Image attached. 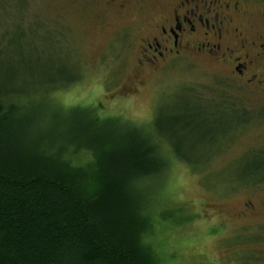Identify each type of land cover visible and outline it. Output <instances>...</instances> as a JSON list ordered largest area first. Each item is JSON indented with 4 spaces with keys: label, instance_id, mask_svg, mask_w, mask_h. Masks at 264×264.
<instances>
[{
    "label": "rangeland",
    "instance_id": "374dc122",
    "mask_svg": "<svg viewBox=\"0 0 264 264\" xmlns=\"http://www.w3.org/2000/svg\"><path fill=\"white\" fill-rule=\"evenodd\" d=\"M152 17L148 0H0V83L47 142H74L90 108L153 133L161 113V133L195 163L169 148L168 171L151 184L147 242L161 263L264 264V191L243 215L246 174L264 157V100L205 55L148 63L142 40L154 28L138 25Z\"/></svg>",
    "mask_w": 264,
    "mask_h": 264
},
{
    "label": "trees",
    "instance_id": "16d2710c",
    "mask_svg": "<svg viewBox=\"0 0 264 264\" xmlns=\"http://www.w3.org/2000/svg\"><path fill=\"white\" fill-rule=\"evenodd\" d=\"M17 93L0 83V264H162L147 242L156 223L151 184L168 171L170 149L195 163L161 133V113L153 133L90 108L74 142H47Z\"/></svg>",
    "mask_w": 264,
    "mask_h": 264
},
{
    "label": "flooded vegetation",
    "instance_id": "af4514ba",
    "mask_svg": "<svg viewBox=\"0 0 264 264\" xmlns=\"http://www.w3.org/2000/svg\"><path fill=\"white\" fill-rule=\"evenodd\" d=\"M148 1L154 17L138 25L154 28L142 40L144 56L151 54L146 56L148 63L205 55L226 66L236 82L264 100V0ZM256 160L246 174L253 189L244 216L258 211L255 200L264 191V157ZM259 256L253 258L255 262Z\"/></svg>",
    "mask_w": 264,
    "mask_h": 264
}]
</instances>
